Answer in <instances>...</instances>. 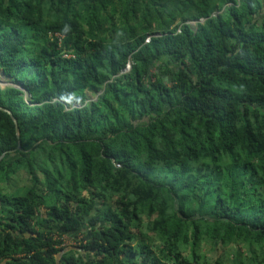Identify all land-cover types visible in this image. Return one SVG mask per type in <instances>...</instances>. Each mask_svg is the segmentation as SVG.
<instances>
[{
  "label": "trees",
  "instance_id": "trees-1",
  "mask_svg": "<svg viewBox=\"0 0 264 264\" xmlns=\"http://www.w3.org/2000/svg\"><path fill=\"white\" fill-rule=\"evenodd\" d=\"M1 77L0 264H264V0H0Z\"/></svg>",
  "mask_w": 264,
  "mask_h": 264
},
{
  "label": "rangeland",
  "instance_id": "rangeland-1",
  "mask_svg": "<svg viewBox=\"0 0 264 264\" xmlns=\"http://www.w3.org/2000/svg\"><path fill=\"white\" fill-rule=\"evenodd\" d=\"M56 11V9H55V5H52L51 6V10H50V13H48V18L49 17H60L61 15H62V12H60V11H58V12H55ZM129 64H130V62H129ZM125 70H127V69H125ZM10 81H8L7 79H5V78H2L1 77V79H0V83L1 84H6V83H9ZM87 96H88V99L90 100V99H95L96 98V94L95 93H92V92H90V91H87ZM64 240H65V242L66 243H74L75 241H74V239L73 238H71L70 236H68V235H64Z\"/></svg>",
  "mask_w": 264,
  "mask_h": 264
},
{
  "label": "built area",
  "instance_id": "built-area-1",
  "mask_svg": "<svg viewBox=\"0 0 264 264\" xmlns=\"http://www.w3.org/2000/svg\"><path fill=\"white\" fill-rule=\"evenodd\" d=\"M213 14H216V12L213 13ZM202 20H204V17H200V18H198V19L190 20L189 23H190L191 25H193V26H196L197 22H198V21H202ZM179 30H180V28H178V31H179ZM156 35H161V33L156 32ZM148 38H150V36H149ZM129 68H130V64L128 63V65L126 66L125 69L128 70Z\"/></svg>",
  "mask_w": 264,
  "mask_h": 264
},
{
  "label": "water",
  "instance_id": "water-1",
  "mask_svg": "<svg viewBox=\"0 0 264 264\" xmlns=\"http://www.w3.org/2000/svg\"><path fill=\"white\" fill-rule=\"evenodd\" d=\"M14 120L16 121L15 118H14ZM18 147H20V142L18 143ZM4 155H5V153H2V154L0 155V159H1Z\"/></svg>",
  "mask_w": 264,
  "mask_h": 264
}]
</instances>
